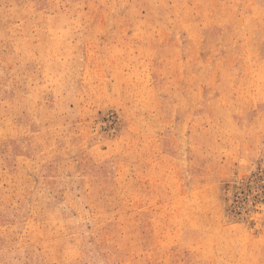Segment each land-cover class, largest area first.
<instances>
[{"label": "rangeland", "instance_id": "1", "mask_svg": "<svg viewBox=\"0 0 264 264\" xmlns=\"http://www.w3.org/2000/svg\"><path fill=\"white\" fill-rule=\"evenodd\" d=\"M0 264H264V0H0Z\"/></svg>", "mask_w": 264, "mask_h": 264}]
</instances>
